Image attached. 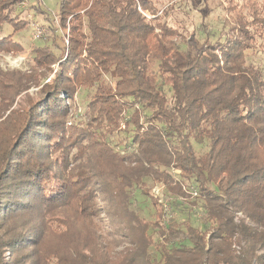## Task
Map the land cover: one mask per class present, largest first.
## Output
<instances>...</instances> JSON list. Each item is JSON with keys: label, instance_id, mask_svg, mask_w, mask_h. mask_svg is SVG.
<instances>
[{"label": "trees", "instance_id": "16d2710c", "mask_svg": "<svg viewBox=\"0 0 264 264\" xmlns=\"http://www.w3.org/2000/svg\"><path fill=\"white\" fill-rule=\"evenodd\" d=\"M25 1L0 0V50L27 49ZM171 1L60 0L53 18L26 3L43 35L24 70L0 69V118L39 89L0 120V264H264V0H228L222 29L187 34L165 20ZM145 178L177 217L162 221ZM137 190L154 220L131 208ZM104 192L116 216L97 237Z\"/></svg>", "mask_w": 264, "mask_h": 264}, {"label": "rangeland", "instance_id": "374dc122", "mask_svg": "<svg viewBox=\"0 0 264 264\" xmlns=\"http://www.w3.org/2000/svg\"><path fill=\"white\" fill-rule=\"evenodd\" d=\"M157 1V8L163 9V7L167 4H170V0H156ZM234 2L241 3V0H233ZM28 3L35 2V0H27ZM26 1L23 2L21 6L22 8V15L24 18L33 19L35 21V24L42 25L45 24V20L43 19L42 15H37L34 11H30L27 8ZM173 2L171 9L168 12V15L166 16L165 20L168 24L175 26L177 24L180 27V30H183V27H186V30L183 31V33L190 32L191 30H194V28L198 25H204L206 29L211 30H220L222 29V22L225 15L224 8L228 5V0H172ZM43 6L42 8L46 10L50 17L53 18L54 14H58L59 11V3L60 0H43L42 1ZM42 9V10H43ZM145 13V12H143ZM32 20V21H33ZM176 27V26H175ZM32 33L31 30H24L20 32L18 35H16V38L23 44L25 47H27L26 50L20 51V52H12L5 49L0 50V69L3 71H10L14 69L18 70H24L26 68V61L29 49L31 45L33 44L32 40ZM264 42V41H263ZM40 43V42H38ZM23 58H25L23 60ZM23 60V61H22ZM252 60L255 63L260 64L264 69V49L260 48L258 52L252 56ZM52 71H49L48 78L45 80L48 82L57 72V66L54 64L51 66ZM39 86H33L27 89L26 91H23L21 94H19L13 101L12 106L6 111V113L0 118L2 120L5 118V116L9 113V111L15 108H19V105L22 107L26 106L27 97H36V92L38 91ZM61 98H65L66 94L63 92H59ZM79 91L76 94V97L74 98L76 103L70 106V114H81L84 109L83 106L84 103H86L87 99L84 97L85 94ZM65 100V99H64ZM73 117L70 116L67 119V125L72 122ZM120 129V130H119ZM127 129V125L124 121H121L118 128H116V132L111 136L110 135V141L112 145L117 144V142L120 140L121 137L124 136L123 130ZM117 150V148H116ZM123 152H120L122 154ZM178 170H172V173L177 174ZM146 183V188L149 189V195L152 196L154 200H156L157 204L160 205L162 209V221L163 222H169L171 218L177 217V214H173L169 208V201L170 197L167 195L166 187L162 181H151L150 179L145 178L144 179ZM156 189L158 190V194H156ZM189 191H192L190 188ZM133 199L131 208L134 209L140 216L149 219L154 220L155 219V212L154 207L150 204V202L145 199L142 195L139 194V191H134ZM197 193V192H196ZM195 193V194H196ZM195 194H191V197L189 199H194L196 197ZM96 206L99 208V215L98 218L93 221V230L95 232V235L97 237L105 236L107 235V231L109 230L108 223L109 221H113L114 215L116 216L112 204L113 199L110 197L108 192H104V194H98L97 198L95 199ZM197 215L203 216L202 211H197ZM239 217V216H238ZM117 222V221H116ZM200 220H195V225L200 226ZM118 224V223H117ZM92 225L86 221L84 223L83 229H90ZM152 232V231H150ZM75 233H71V237L74 236ZM154 237H156L155 232L152 234ZM70 237V238H71ZM117 238H120V236H117ZM99 239V238H98ZM97 239V240H98ZM182 239L181 234H178L177 237L173 238L174 241H180ZM102 241L101 240H98ZM149 251L151 253H154V246L149 247ZM87 252V251H86Z\"/></svg>", "mask_w": 264, "mask_h": 264}, {"label": "built area", "instance_id": "2783aa9c", "mask_svg": "<svg viewBox=\"0 0 264 264\" xmlns=\"http://www.w3.org/2000/svg\"><path fill=\"white\" fill-rule=\"evenodd\" d=\"M37 1H40L42 2L43 0H37ZM43 35V31L42 29L38 26V25H34V29H33V33H32V40H37V38L39 39V37H41ZM25 58H23L24 60ZM22 60V61H23ZM263 75H264V72H263ZM156 194H158V190L156 189ZM192 194H195V192L193 191Z\"/></svg>", "mask_w": 264, "mask_h": 264}]
</instances>
